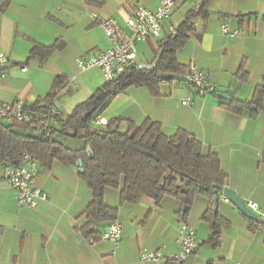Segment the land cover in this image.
Here are the masks:
<instances>
[{"label":"crops","instance_id":"1","mask_svg":"<svg viewBox=\"0 0 264 264\" xmlns=\"http://www.w3.org/2000/svg\"><path fill=\"white\" fill-rule=\"evenodd\" d=\"M175 1L174 15L165 25L163 36L138 45L141 61L153 63V59H145L149 51L157 60L158 42L170 27H179L193 8L190 3ZM159 5V0H93L90 5L86 0H0V53L13 60L12 67L5 70L6 78H0V100L33 103L45 99L56 89L57 77H61L63 85L56 89L53 101L66 119L59 99L69 91L70 81L77 80L80 73L99 72H81L77 60L109 48L104 31L91 14L116 19L130 34L126 20L135 8L155 11ZM207 10L209 16L195 22L196 32L177 58L188 69L193 64L207 71L215 87L213 93L200 96L195 88L186 86L184 78L162 85L159 97L152 96L145 87H130L97 119L106 124L122 117L139 126L152 120L162 125L166 136H174L179 130L195 136L205 154L219 156L228 175L226 187L235 190L246 204H256L258 220H264V113L237 115L222 109L219 98L256 100L264 108V0H211ZM224 22L241 30V36H225L221 29ZM35 44L53 50L49 55L31 58ZM242 65L244 70H240ZM17 66L19 73L15 72ZM22 66L28 67V72H22ZM33 72L49 76L38 84L18 78L30 77ZM102 86L101 80L90 76L81 82V88L90 92L86 100ZM187 96L193 99L192 107L181 104ZM39 167L41 174L34 185L48 195V200L32 210L16 204L15 192L4 180L0 164V264H167L181 253L178 237L182 223L196 230L198 242L196 252L183 264H264V231L253 233L250 222L224 195L219 199L218 212L231 227L223 230L220 246L215 249L203 245L211 235L203 219L211 206L208 199L197 197L187 220L182 222V203L173 197H164L159 205L148 196L137 204H121V189H108L106 204L119 209L117 221L123 227L116 248L102 239L111 223L98 226V241L78 231L87 222L84 212L93 199L78 168L57 161L49 171ZM143 250L159 251L163 258L145 262L141 259Z\"/></svg>","mask_w":264,"mask_h":264},{"label":"trees","instance_id":"2","mask_svg":"<svg viewBox=\"0 0 264 264\" xmlns=\"http://www.w3.org/2000/svg\"><path fill=\"white\" fill-rule=\"evenodd\" d=\"M210 1L203 0L200 7H193L176 28V33H167L158 42V58L152 70L130 68L115 81L106 82L92 97L74 108L64 120L63 128L51 138L41 140L29 126L0 122V164L3 169L21 164L25 152L32 155L44 172L49 171L56 161L78 168V162L82 160L85 172L79 174L93 194L84 212L87 222L78 229L86 238L100 240L98 226L118 220L119 209L109 207L105 201L108 189H121V204H137L143 196H148L159 205L164 197H173L182 203L183 209L179 214L182 222L187 220L197 197L208 199L211 206L203 219L209 224L211 235L203 245L215 249L220 246L223 230L231 227V223L222 218L219 212L213 211V202L223 196L228 175L221 167L219 156L213 152L205 154L202 142L195 136L184 130H179L174 136H166L158 122L147 120L139 126L122 117L112 118L106 124L94 127L99 113L105 111L111 101L128 88L145 87L152 96L159 97L162 95V85L183 80L189 69L178 62V52L195 34V22L209 16L207 8ZM86 2L90 5L93 0ZM52 50L35 44L30 57L49 55ZM240 70H244L243 65ZM62 85V78L57 77L55 88ZM56 89L35 103L53 101ZM219 98L220 106L228 112L237 115L248 111L252 115L264 113V108L256 100L226 101L221 96ZM93 109L95 113L83 121V115ZM56 135L81 140L83 146L79 149L69 148L56 140ZM88 147H91L92 155H89ZM246 219L253 233L264 231V220ZM167 264L183 262L172 259Z\"/></svg>","mask_w":264,"mask_h":264},{"label":"built area","instance_id":"3","mask_svg":"<svg viewBox=\"0 0 264 264\" xmlns=\"http://www.w3.org/2000/svg\"><path fill=\"white\" fill-rule=\"evenodd\" d=\"M160 5L155 11L138 6L127 18L126 24L130 34H126L118 21L111 17H103L92 13L94 22L104 31L109 48L91 57H82L77 60L81 72L99 69L106 82L118 79L126 70H152L156 63L143 62L138 57V45L149 40L160 39L165 32V25L172 19L177 2L175 0H159ZM190 3L195 8L200 7L203 0H182ZM225 36L239 37L241 30L232 29L228 23L221 26ZM170 34L176 33V28L170 27ZM13 64L11 56L0 53V78H6L3 66ZM21 71L28 72V67L22 66ZM184 83L188 87L195 88L200 96H207L215 91L207 71L190 65L188 73L184 76ZM187 107L193 106V99L187 96L181 101ZM64 116L54 101L44 100L41 103H30L21 100L4 102L0 100V122L7 125L29 126L32 133L41 140L51 138L57 130L64 126ZM96 125H104L102 120L94 121ZM39 163L28 152L23 154L21 164L10 166L3 170V178L10 184L15 192L16 204L32 210L39 208L40 202L48 200V195L34 185L40 176ZM227 200V199H226ZM228 201V200H227ZM247 206L254 212H258V206L249 203ZM258 214V213H257ZM123 236V227L119 221L110 224L108 230L102 234V239L113 243L119 248ZM178 244L180 255L178 260L184 262L198 249L196 230L187 223H182L179 230ZM163 258L159 251L143 250L141 259L145 262H159Z\"/></svg>","mask_w":264,"mask_h":264},{"label":"rangeland","instance_id":"4","mask_svg":"<svg viewBox=\"0 0 264 264\" xmlns=\"http://www.w3.org/2000/svg\"><path fill=\"white\" fill-rule=\"evenodd\" d=\"M145 57H146L145 58L146 61L147 60L150 61L153 59V63L156 62V58H154L155 56L153 51H149V53ZM15 69H16L15 72L19 73L20 66L15 67ZM99 72L93 71L89 73H80L82 74V76H79V78L77 76V80L70 81L69 85L71 86L69 87V91L63 94L59 99V102L62 104L63 111L66 117L72 113L73 107L75 108V105L85 101L90 95V92L88 90H83V88H81V82L84 80L85 76L88 77L90 76V78H97L101 80L103 86L106 84V81L104 80L101 72L100 73ZM48 76L49 75L45 72H33L30 75V77L20 75L18 78L19 80H21V82L25 81L27 83L32 79L34 82H36V84H38V82L42 83V81H45L48 78ZM96 126H101V125H96ZM55 139L72 149H79L83 146V142L81 140L70 139L67 137H63L62 135H56Z\"/></svg>","mask_w":264,"mask_h":264},{"label":"water","instance_id":"5","mask_svg":"<svg viewBox=\"0 0 264 264\" xmlns=\"http://www.w3.org/2000/svg\"><path fill=\"white\" fill-rule=\"evenodd\" d=\"M10 67L12 66L10 65L3 66L2 70H7ZM94 113L95 110L93 109L87 112L86 114H84L82 117L83 121H87V119L90 116H92ZM87 150L89 155L93 154L91 147H88ZM78 172L80 174H84L85 172L82 160L78 162ZM223 195L228 200V202L232 203L240 211V213L243 216H245L246 218L252 221H257L259 219V215L247 206L245 200L235 190L226 187L223 191ZM218 207H219V199H215L213 202V211L215 213H218Z\"/></svg>","mask_w":264,"mask_h":264}]
</instances>
